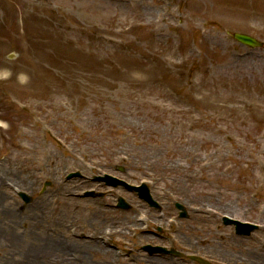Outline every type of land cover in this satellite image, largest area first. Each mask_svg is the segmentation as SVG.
<instances>
[{"label":"rangeland","instance_id":"1","mask_svg":"<svg viewBox=\"0 0 264 264\" xmlns=\"http://www.w3.org/2000/svg\"><path fill=\"white\" fill-rule=\"evenodd\" d=\"M31 8L72 55L0 49V264H53V232L70 239L76 226L77 236H99L133 223L136 196L120 189L81 200V190L99 185L65 180L76 171L145 182L163 204L150 210L147 230H162L186 255L263 264L264 0H0L1 20L22 35ZM228 33L263 45L247 48ZM19 191L32 201L22 203ZM117 195L130 212L113 209ZM225 213L259 227L236 236L221 224Z\"/></svg>","mask_w":264,"mask_h":264},{"label":"bare ground","instance_id":"2","mask_svg":"<svg viewBox=\"0 0 264 264\" xmlns=\"http://www.w3.org/2000/svg\"><path fill=\"white\" fill-rule=\"evenodd\" d=\"M21 5L26 7L27 5L32 6L33 4L26 5L25 2L21 1ZM23 10V19H25L27 25L25 26L26 32L22 35L15 34L14 29L16 28L12 19H8L10 22L7 23L2 22V14L0 13V49H3L4 47H6V45H10L11 47H19L22 49L25 56H33V58L40 57L51 59L52 56L72 55V51H70L69 53L61 51V48H59V43H57V41H55L54 39L52 40V30H49V25H47V23L43 21V19L39 16L38 12L33 11L32 8L31 10ZM205 212H208V210L201 211L202 214H205ZM154 221L156 222L157 220ZM226 238H228V236ZM54 243L55 248L58 249L60 253V260H64L59 263L73 264L72 262H70V260H65V249L60 247V245L56 242ZM73 245L84 253V261L90 260V252L95 251L103 255L105 258H107V255L109 253L108 250H104V248H99L96 243L89 241H76L73 243ZM214 247L217 253L224 251L221 242H219L218 240L215 241ZM251 253L255 254L254 251ZM104 262H106V259H104Z\"/></svg>","mask_w":264,"mask_h":264},{"label":"flooded vegetation","instance_id":"3","mask_svg":"<svg viewBox=\"0 0 264 264\" xmlns=\"http://www.w3.org/2000/svg\"><path fill=\"white\" fill-rule=\"evenodd\" d=\"M142 238H144V240H146V241H150L151 242L150 244H153V245L170 244V239L168 237H165V236L160 235L158 233H155V234L148 233L145 236H143ZM134 243H136V242L134 241ZM146 243H149V242H146ZM52 249H56L55 246H52ZM67 250L68 249H65V251H67ZM83 255H84V253H83ZM81 264H93V263L83 261ZM96 264H107V263H99L98 262ZM155 264H163V263H155Z\"/></svg>","mask_w":264,"mask_h":264},{"label":"water","instance_id":"4","mask_svg":"<svg viewBox=\"0 0 264 264\" xmlns=\"http://www.w3.org/2000/svg\"><path fill=\"white\" fill-rule=\"evenodd\" d=\"M234 38L242 43V44H246V45H250V46H259L260 44L257 43L254 39L248 37V36H245V35H240V34H235L234 35ZM27 200V199H26ZM255 227L254 226H248V230H247V233L248 234L249 232H251Z\"/></svg>","mask_w":264,"mask_h":264}]
</instances>
